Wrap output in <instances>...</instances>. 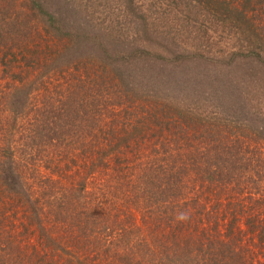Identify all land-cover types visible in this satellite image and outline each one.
<instances>
[{"label":"rangeland","instance_id":"obj_1","mask_svg":"<svg viewBox=\"0 0 264 264\" xmlns=\"http://www.w3.org/2000/svg\"><path fill=\"white\" fill-rule=\"evenodd\" d=\"M41 1L50 13L64 22L72 39L63 41L46 34L42 28L38 32L32 28L35 37L38 33L42 37L27 43L28 50L20 52L24 54H19L11 69L19 74L14 77L17 81L9 80L10 73L3 75L6 67L0 66L3 75L0 76V138L13 142L17 148L16 161L23 159L25 152L36 151L37 161L32 164L36 176L29 174L25 192L30 214L40 216L33 225H28L27 211L22 208L8 210L4 217L2 209L8 200L3 196L4 191L0 192V220L4 225L14 223L12 227L0 229V243L3 242L0 264H42L41 252L48 264H80L76 256L66 255L65 227L48 217L52 213L49 203H64L67 207L62 212L67 215L75 205L81 210L88 200L106 201L113 196L111 189L94 187L100 179L105 180L99 178L92 180L87 193L83 191L85 195L82 193L83 197L77 201L82 177H76V172L79 168L84 171L88 164L83 154H91L96 149L92 146L99 142L106 144L110 136L119 133L106 134L110 129L105 124L115 113L118 129L122 130L120 138L138 137L136 129H142L145 136L151 138L149 124L154 127L152 121L156 119H150L151 110H158L163 119L169 117L178 124L169 142L168 162L172 164L169 173L163 175L160 168L149 172L146 164L156 167L152 157H141L126 146L122 147L120 155L108 157L109 175L114 169L122 170L114 178L121 182L117 196L120 202L126 203L119 210H126L132 220L124 213L108 210L111 224L104 229L101 225L98 235L99 251L107 249L99 264H124L126 260L141 259L154 262L157 255L164 254L156 242L162 237L149 229H153L154 224L159 225L158 219L167 217L168 221H162L161 225L168 228L166 235H169V201L148 211L149 199L142 195L148 186V174V180L165 187L166 179L179 175L182 163L189 165L195 157L198 164L190 177L202 180V153L207 147L216 150L213 140L230 139L233 131L240 130V134H245L240 135L243 139L249 136L252 139L251 148H245L244 163L238 150V155L232 157L239 165L233 175V181L237 177L238 184L228 191L232 194L230 200L236 201L241 211L249 212L245 218L250 212L258 217L262 215L257 208L260 200H264V179L259 177L264 164V36L253 35L247 23L241 21L242 16L239 20H225L226 9H218L220 3L216 1L219 0ZM25 2L0 0V28L4 32L8 25L26 24ZM224 2L232 9L243 10L238 0ZM216 8L224 12L223 16ZM257 24L264 28V16ZM85 34L94 39L86 41ZM1 54L4 57V52ZM4 59L9 61L6 56ZM17 88L19 94L14 105L7 108L5 94ZM71 92L76 95L69 97ZM120 101L121 109L116 107ZM74 107L85 125L92 120L88 118L94 116L96 119L91 126L95 128L90 130L91 134L78 131L75 136L69 132V141L67 137L59 141L61 148L51 147L45 152L44 142L50 136L56 138L52 129L65 125L61 121L67 122L66 119L74 123V119L69 118L73 114L69 109ZM22 108L26 116L22 115ZM197 123L199 129L202 123L209 125L211 144L206 145L201 140L195 127ZM37 132L45 136L40 137ZM135 142L133 140L131 146H135ZM97 163L100 165V161ZM249 174L254 177L247 178ZM109 180L114 184L110 177ZM71 201L74 203L67 205ZM178 201L182 199L175 202ZM122 223L127 226V232L119 230ZM242 224L246 229V224ZM125 237L123 255L127 258L123 261L105 258L120 251L119 243ZM47 241H52L51 249L41 251ZM248 246L261 251L259 240L248 242ZM53 256L61 258L54 261Z\"/></svg>","mask_w":264,"mask_h":264},{"label":"trees","instance_id":"obj_2","mask_svg":"<svg viewBox=\"0 0 264 264\" xmlns=\"http://www.w3.org/2000/svg\"><path fill=\"white\" fill-rule=\"evenodd\" d=\"M224 1L226 0H219L216 3H220L218 9L221 11H223L222 8L226 9L225 20H239L242 16L244 20L241 21L247 23L249 31L253 35L264 36L262 35L264 34V28L259 26L260 24H257L258 20H261L264 16V0H238V2L242 3L243 10L237 9V7L232 9V6L223 4L225 3ZM24 6H27V15L25 16L26 24H23V26L16 24L8 25V29L5 31L6 33L2 30V27L0 28V60H2L0 66L6 67L3 68V75L10 73L11 78L9 80L14 79L15 81L17 80L14 77L19 74H16L15 70L11 69H13L15 63L18 61L19 54H24L20 52L28 50L27 43L30 41L34 43V41L39 39L38 37H42L40 33L35 37L32 33V28H35L37 32L39 28H42L46 34L63 39V41L69 37L72 39L64 22L58 16L50 13L41 0H26ZM217 12L222 16L224 14V12ZM220 18L222 17L220 16ZM33 37H35L34 40ZM84 38L86 41L94 39L89 38L87 34L84 35ZM260 47L262 48L263 46ZM3 52L4 57H8L9 61H6L2 57L1 53ZM3 75L0 69V76ZM77 87L75 86L74 88ZM17 94H19L18 88L5 94L7 96V108L14 105ZM75 95L76 92H71L69 97ZM10 97H12L11 100L9 99ZM68 104H71V102ZM116 107L121 109L122 101L118 102ZM23 109L22 115H24ZM69 111L73 113L72 115L69 113L71 115L69 118L74 119V123H70L66 119L67 122L61 121L62 123H66L65 125L60 124L53 128L52 131L56 138H51L50 136L44 142L45 152L47 148L52 147L55 150L61 148L59 141H62L63 137H67V141H69L68 136L71 134L76 136L78 131L91 134L90 130L95 128L91 126L93 119H96L93 118L94 116H90L88 120H92L85 125L82 119L83 117L77 112L78 109L76 107L74 109L70 108ZM150 112H155V114ZM150 112H148L150 119L152 117L156 118L152 121L154 127L149 124L151 138L156 141L145 136L142 129H136L139 135L138 137L120 138L119 134L122 136V130L118 129L119 122L116 121L117 118H114L117 115L114 112L115 116L111 117V121L105 124L110 129L106 134L110 136L115 131L119 133L112 135V137L110 136L106 144L96 143L91 147L96 148L92 150L91 154H83V157H87L88 164L85 165L84 171L79 168L76 172V177H82V182L80 181V188L76 195L77 201L87 193L88 185L92 180L95 181L99 178H104L105 180L100 179L98 182L102 183L97 182L94 187L98 186L99 188L111 189L113 196L110 197V200L102 201L97 198H94V201L88 200L87 206L83 209L79 210L75 205L76 208H73L67 215H64L62 212V209L67 207L64 203H54L55 201L49 203V207L51 206L50 212L52 213L48 217H52L53 222L65 227V236L67 237L66 255L76 256L80 259V264H99L102 258H104L103 254L107 249L99 251L98 247L100 244L98 235L102 231L100 230L101 225L102 229H104L111 224L110 217H108L110 215L109 211L117 214L124 213L131 218V215L126 210H119L126 203L124 200L120 202L117 196L121 182L119 180L116 182L114 178L118 177L116 175L122 170L118 171V169H114L112 174L109 175L106 170L109 169L110 165L108 164V157L120 155L119 153H121L122 147L126 146L130 152H136L141 157L149 155L152 157L156 167L149 163L146 164L145 168H149V172L160 168L161 170L163 169V175L169 173V168L172 165L168 162L169 142H172L175 136L174 129L178 123L172 122L169 117L163 119L158 110H151ZM25 119L27 118H23L22 120ZM198 124H195V127L198 129L197 133L201 135V140H204L207 143L206 145H209L208 135L211 133H208L209 125L202 123L199 129L196 126ZM69 132L73 133L68 134ZM36 135L40 137L45 136L43 132H37ZM240 135L245 136V134H240V130L233 131V136L230 139L222 137L220 138L223 140L221 142L215 139L213 140L216 150L211 147H207L204 150L202 153L204 166L200 171V174L201 172L203 173L202 180L201 178L190 177L193 169L198 164L195 157L189 165L182 163L183 167H181L179 175L167 178L165 187H163L162 183L156 184L152 180H148L150 173L148 174V186L142 193L145 199H149L147 204L148 211L152 210L155 205L169 201V235H166L168 228L161 225L162 221H168L167 217L158 219L157 223L159 225L154 224V228L149 229L157 237H162L156 242L160 244V250L165 251V253L157 255V259L154 262L141 259L126 260L124 264H264V200H260L261 205L257 208V210H260V214H262L260 217H258V214L250 212L249 216L245 218V215L249 212L238 209V206L235 205L236 201L230 200L232 194L228 192L232 189V185L236 186L238 184V178H234L235 181H233V175L239 164L238 162L234 163L232 157L238 155L236 152L238 150L242 154L241 162L244 163L246 161L244 154L245 148H251L249 146V142L252 139L251 136L243 139ZM133 140H136L134 143L135 146H131ZM146 142H151L152 145H148ZM144 149L148 152H142ZM16 154L17 148L15 149L13 142L6 141L5 138H0V192L4 191L3 196L8 200L2 209L3 215L5 217L8 210L22 208L27 211L28 225H33L36 223L35 221L38 222L40 220V216L37 213L34 217L30 214L31 211L28 208L29 202L25 192V181L30 173L35 172V169H32V164L37 161L36 151L25 152L23 159L19 158L20 162L19 160L16 161ZM262 160L264 161V156ZM98 161H100V165H98ZM29 162H31V165H29ZM89 165H91V169H89ZM261 169H263V173L260 172L259 177L264 179V164L261 166ZM105 173L107 174L105 175ZM227 174L229 175L227 176ZM31 176L35 178L36 174L33 173ZM109 177L113 180L114 184L111 183ZM253 177L252 174L247 175V178ZM180 198L182 201L175 202ZM72 203L74 202H68L67 205ZM97 207L100 208L98 209ZM2 221L0 220V229L9 226L12 227L14 224L13 221H10V224L4 225ZM242 223L246 224L247 230L243 228ZM127 229V226L123 223L120 224L119 230L121 232H127ZM126 237L119 243L120 251L113 255H108L105 258L120 259L122 261L127 258V255H123V249L126 246ZM255 240H259L260 246L258 248L261 251H254L248 246V242ZM132 243H134V240H132ZM51 247L52 241H47L43 244V250L41 251L50 250ZM130 248L133 252L134 247L131 245ZM59 258L61 256H53L54 261H57ZM40 260L43 261L40 262L42 264H48L49 262L46 261L42 252L40 254ZM51 264H55V262Z\"/></svg>","mask_w":264,"mask_h":264}]
</instances>
